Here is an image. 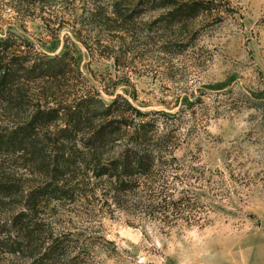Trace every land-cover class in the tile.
Wrapping results in <instances>:
<instances>
[{
  "label": "rangeland",
  "instance_id": "1",
  "mask_svg": "<svg viewBox=\"0 0 264 264\" xmlns=\"http://www.w3.org/2000/svg\"><path fill=\"white\" fill-rule=\"evenodd\" d=\"M176 1L213 5L176 22L145 0H0V39L12 31L25 54L72 57L66 80L30 85L32 105L85 93L106 104L121 95L141 113L182 110L175 156L185 167L169 171H197L177 181L178 193L194 194L196 220L165 233L115 212L86 234L98 237L92 256L62 264H264V0ZM58 81L54 101L46 85ZM32 105L19 112L2 101L0 118L28 116ZM69 209L78 234L81 208ZM0 264L19 261L0 251Z\"/></svg>",
  "mask_w": 264,
  "mask_h": 264
},
{
  "label": "trees",
  "instance_id": "2",
  "mask_svg": "<svg viewBox=\"0 0 264 264\" xmlns=\"http://www.w3.org/2000/svg\"><path fill=\"white\" fill-rule=\"evenodd\" d=\"M145 1L151 10L172 9L164 19L176 22L194 19L213 5ZM23 43L12 31L0 39V105L5 101L19 112L36 100L31 84L64 81L75 70L67 50L55 57L31 56L21 51ZM60 81L46 85L54 101ZM32 108L8 123L0 118L3 256L19 264L76 263L98 247L93 242L98 237L86 236L97 227L92 223L115 212L158 224L165 233L196 220L194 194L177 189L178 179L190 182L196 168L180 177L169 171L185 167L175 156L182 110L141 113L121 95L106 104L85 93ZM77 206L85 228L75 234L69 208Z\"/></svg>",
  "mask_w": 264,
  "mask_h": 264
}]
</instances>
